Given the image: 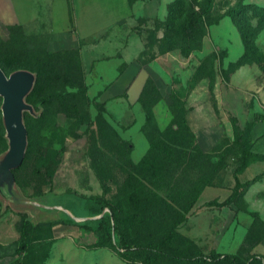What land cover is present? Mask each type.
I'll return each instance as SVG.
<instances>
[{
  "label": "rangeland",
  "instance_id": "rangeland-1",
  "mask_svg": "<svg viewBox=\"0 0 264 264\" xmlns=\"http://www.w3.org/2000/svg\"><path fill=\"white\" fill-rule=\"evenodd\" d=\"M128 6L116 57H84L76 36L39 21L0 23V66L36 73L26 101L40 114L24 112L27 146L14 177L21 195H53L80 215L81 198H111L123 208L122 241L131 244L161 242L178 255L226 253L239 261L264 253V161L238 175L243 184L224 202L241 153L234 126L256 113L252 150L264 153V0H128ZM183 23L190 28H175ZM131 60L154 84L143 94L150 121L141 102L128 101L142 72L129 98L106 86ZM80 84L84 96L69 93ZM108 127L125 144L124 154ZM170 128L179 129L173 140L181 147L156 144L158 132L170 142ZM4 134L0 109V153ZM195 144L204 159L195 156ZM201 177L212 184L189 206ZM27 207L0 197V264L17 257L22 215L41 224L23 264H238L128 257L64 211ZM102 214L110 215L104 209L96 216Z\"/></svg>",
  "mask_w": 264,
  "mask_h": 264
},
{
  "label": "trees",
  "instance_id": "trees-1",
  "mask_svg": "<svg viewBox=\"0 0 264 264\" xmlns=\"http://www.w3.org/2000/svg\"><path fill=\"white\" fill-rule=\"evenodd\" d=\"M17 25V24H13ZM11 26V25H8ZM179 31H185L189 29V25L187 23H183L180 25H177L175 27ZM0 68L3 70V68L0 66ZM6 74H8L5 70H3ZM150 76L145 79L144 84L139 92V95L137 97V101L141 102L143 108L146 110V120H151V115L149 113V104L146 102V100L143 97V94L145 90L151 89L154 90V84L149 79ZM77 91H70L69 93L75 95L77 92H80L81 96H84V90L85 86L80 84L77 87ZM80 89V90H79ZM261 120V117L259 114H255L252 121L247 123L246 125L239 126L235 125L233 134L235 139L239 142L241 153L239 156V161L235 168L233 169V175L235 178V185L233 187V190L228 195V197L224 200V202L230 201L237 193V187L241 186L243 183L239 181L238 175L244 171V169L253 162L256 161H264V153L257 152L252 150L253 146V140H252V133L251 129L252 126ZM109 131L111 132V135L115 138L116 143L118 144L119 149H121V153L124 154L126 152L125 144L120 140L117 136V134L112 130V128L108 127ZM27 130V127H26ZM144 130H146V125H144ZM178 128L176 130L170 128V142L166 143L163 141V136L160 132L155 134L156 138V144H162L163 146H169V147H181L182 143H176L173 138L176 140V137H179L178 135ZM28 134V132H27ZM189 134V143H193L194 136L191 132L188 131ZM147 135V133H146ZM180 138V137H179ZM180 140V139H179ZM100 144L102 143V140H98ZM193 148H196L198 151V154L195 156H198L200 158H203V154L198 150V146L192 145ZM192 149V148H191ZM193 150V149H192ZM98 156L99 158H102V151L100 148H97ZM15 168L13 170V174L15 177ZM256 175L252 178L254 179ZM251 179V180H252ZM212 184V177H201L200 180L196 181L194 183L195 192L190 200L189 206L197 199L199 193L201 192L202 187ZM79 209H81L84 213H82L85 216H92L97 215L101 213L104 209L109 210L110 215H100L96 218H88L83 220L82 226L94 231L97 233L100 237L113 242L114 245H116L117 249L121 251L123 255H126L128 257H140V258H149L154 255H161L166 256L169 258H181V259H187L191 261H211V262H218L221 260H227L233 263L238 264H264V253H258L256 255L251 256L245 261H239L231 254L226 253H211V254H195L193 256H183L178 255L177 253L173 252L168 245L161 243V242H154V243H139V244H131L128 242L122 241L121 234L119 232V228L123 223V217L122 212L123 208L120 203L117 201L111 199V198H103V197H83L80 199L79 202ZM41 224L32 225L29 223L25 218L24 215H22V218L20 219L18 223V230H19V245L17 247V257L13 261V264H23L22 260L24 256L27 254V252L30 250L31 243L34 239L35 234L40 230ZM23 255V256H22ZM22 256V257H21Z\"/></svg>",
  "mask_w": 264,
  "mask_h": 264
},
{
  "label": "crops",
  "instance_id": "crops-1",
  "mask_svg": "<svg viewBox=\"0 0 264 264\" xmlns=\"http://www.w3.org/2000/svg\"><path fill=\"white\" fill-rule=\"evenodd\" d=\"M128 15V0H0V23L27 25L39 21L57 27L61 35L76 36L84 57L102 53L116 57L128 31ZM140 73L141 83L133 99L128 100L137 101L146 73L132 60L106 84L107 89L116 96L126 93L129 98L131 84Z\"/></svg>",
  "mask_w": 264,
  "mask_h": 264
},
{
  "label": "water",
  "instance_id": "water-1",
  "mask_svg": "<svg viewBox=\"0 0 264 264\" xmlns=\"http://www.w3.org/2000/svg\"><path fill=\"white\" fill-rule=\"evenodd\" d=\"M35 80L36 73L27 68H16L8 74L0 68V109L4 136L7 140L6 149L0 153V197L12 206L64 211L80 221L96 218L98 217L96 215L85 216L75 213L53 195L23 197L16 185L13 170L21 164L27 146L24 112L27 111L34 116L40 114V111H36L34 106L26 101Z\"/></svg>",
  "mask_w": 264,
  "mask_h": 264
}]
</instances>
